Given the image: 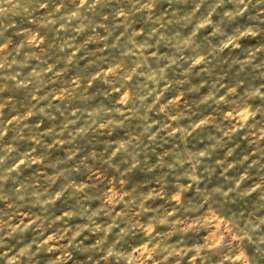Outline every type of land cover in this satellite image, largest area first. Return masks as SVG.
I'll return each instance as SVG.
<instances>
[{"label":"clouds","instance_id":"obj_1","mask_svg":"<svg viewBox=\"0 0 264 264\" xmlns=\"http://www.w3.org/2000/svg\"><path fill=\"white\" fill-rule=\"evenodd\" d=\"M0 264H264V0H0Z\"/></svg>","mask_w":264,"mask_h":264}]
</instances>
